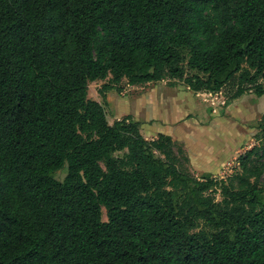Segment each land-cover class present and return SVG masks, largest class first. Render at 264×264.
Here are the masks:
<instances>
[{
	"label": "trees",
	"instance_id": "16d2710c",
	"mask_svg": "<svg viewBox=\"0 0 264 264\" xmlns=\"http://www.w3.org/2000/svg\"><path fill=\"white\" fill-rule=\"evenodd\" d=\"M123 80L264 97V0H0V264H264V112L232 174L196 177L107 122Z\"/></svg>",
	"mask_w": 264,
	"mask_h": 264
},
{
	"label": "crops",
	"instance_id": "0c3cea01",
	"mask_svg": "<svg viewBox=\"0 0 264 264\" xmlns=\"http://www.w3.org/2000/svg\"><path fill=\"white\" fill-rule=\"evenodd\" d=\"M127 86L130 87L131 93L120 92L119 104L121 109L118 113L114 112V120L130 116L140 124V133L147 140L155 138L158 134L170 136L173 141L182 146L189 159L191 169L195 173L219 174L228 165L230 158L242 151L239 145L228 156L219 158L221 151L219 150L218 141L214 138L215 133L208 136L204 129L201 130L202 127L206 128L207 125L213 124V122L216 123V127L219 118L215 115L211 114V117H208L207 120L209 115L205 112L204 114L198 113L196 117H201L205 122H198V125L193 127L190 125L188 127L183 126L184 123L194 118L196 112L193 109L201 111V105L196 102V98L197 96H205V93H193L182 84L171 85L165 84L164 81L148 83L144 86ZM106 96V102L109 105V93ZM124 103L125 108H122ZM159 105H162L164 113L163 118L165 121L163 122L153 114L156 106ZM227 108L234 107L228 105ZM251 115H249L251 117L249 120L254 121H257L261 116V114ZM155 122H160L162 126L155 128ZM254 129L252 128V130Z\"/></svg>",
	"mask_w": 264,
	"mask_h": 264
},
{
	"label": "rangeland",
	"instance_id": "374dc122",
	"mask_svg": "<svg viewBox=\"0 0 264 264\" xmlns=\"http://www.w3.org/2000/svg\"><path fill=\"white\" fill-rule=\"evenodd\" d=\"M164 82L165 84H170V82H166V80ZM104 83L105 81H95L93 83H90L88 86V98L94 101L97 100L99 103H102L101 97L99 95V90ZM175 83L181 84L179 82ZM119 88L121 90L120 92L131 93L129 90L130 87L127 86L125 80L120 83ZM120 92L116 90H110L105 94L107 95L109 93L110 97V104H106L104 106L107 116V122L110 125L113 123V121H115V115H113L114 112L118 113L121 109V106L119 104ZM227 93L228 91L225 90L221 94L197 96L196 102L201 105V111L199 109H193L196 112L194 118H192L189 122L183 124L184 127H188V125H190L191 127L198 125V122L203 121L201 117H196V114L198 113L204 114L205 112L207 115H209L207 116V120L211 117V114L215 115L217 118H219V122H217L218 124L216 125V127V123L213 122V124L211 123L207 125L206 128L202 127L201 130L204 129V132H206L208 136L212 134L214 135L215 133V137H213L218 141L219 150L221 151V154H219V158H222L226 155L228 156L234 148H237L240 145L239 148L242 149V151L238 152L235 156L230 158L228 165L225 166V169L221 170L219 174H212L213 177L217 178H225L228 175L232 174V172L237 169V157L250 149L254 144H256V141L253 137L257 131L256 129L252 130V128L255 127L258 120H249V118H251L249 115L252 114L251 116H255L256 114L259 115L264 112V97H257L252 93H246L237 100L226 104ZM228 105H232L234 108H227ZM161 106L162 105L156 106L153 114L157 119L163 122L165 120L163 118L164 113ZM122 108H125V103L122 105ZM161 126L162 125L160 122H155L154 124L155 128H160ZM216 128H218L217 131ZM189 170L196 177H199L201 175V173H195L191 169L190 164ZM55 177L58 180H62L65 177V172L61 170L55 174ZM102 220H106L104 210L102 211Z\"/></svg>",
	"mask_w": 264,
	"mask_h": 264
},
{
	"label": "built area",
	"instance_id": "2783aa9c",
	"mask_svg": "<svg viewBox=\"0 0 264 264\" xmlns=\"http://www.w3.org/2000/svg\"><path fill=\"white\" fill-rule=\"evenodd\" d=\"M205 94H206V95H209V96H210V95H213V94H209V93H205ZM216 94H221V93H216Z\"/></svg>",
	"mask_w": 264,
	"mask_h": 264
}]
</instances>
